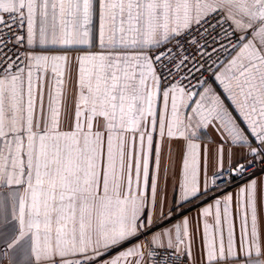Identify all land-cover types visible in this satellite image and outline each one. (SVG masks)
<instances>
[{
    "label": "snow or ice",
    "instance_id": "6c2138e0",
    "mask_svg": "<svg viewBox=\"0 0 264 264\" xmlns=\"http://www.w3.org/2000/svg\"><path fill=\"white\" fill-rule=\"evenodd\" d=\"M262 213L264 0H0V264H264Z\"/></svg>",
    "mask_w": 264,
    "mask_h": 264
},
{
    "label": "crops",
    "instance_id": "0c3cea01",
    "mask_svg": "<svg viewBox=\"0 0 264 264\" xmlns=\"http://www.w3.org/2000/svg\"><path fill=\"white\" fill-rule=\"evenodd\" d=\"M69 55L70 57H72L77 55V53H69ZM71 62L73 64V76H74L75 61L72 60ZM65 87L70 89L71 86L66 84ZM199 135H200V139L196 140L195 142L200 144V154L202 159L205 148H214L215 145L213 141L216 140L218 137L216 131L211 127L207 129H201ZM156 143L161 144V154H160L161 175L163 176L165 169L167 168V174L169 177L167 182L168 199L171 202L173 197H175L176 201L179 202L180 200L179 181L183 169L185 141L183 139H174L169 141L167 138H165L163 141H160L159 137L157 136L154 138V145ZM174 186H175V191H174ZM232 190L235 191V188H233ZM206 203H211V196L208 197L206 200H198V201H194V203L192 204H185V207L183 209L178 210L179 212H182L184 216H187L189 220L192 222L193 230L197 235V238H199V234H200L199 232L196 231L198 224V220H197L198 213ZM180 218L182 217L177 216V219ZM262 219H264V213H262ZM202 223H203L202 220L199 221V226L201 230H202ZM209 223H211V220H209Z\"/></svg>",
    "mask_w": 264,
    "mask_h": 264
},
{
    "label": "built area",
    "instance_id": "2783aa9c",
    "mask_svg": "<svg viewBox=\"0 0 264 264\" xmlns=\"http://www.w3.org/2000/svg\"><path fill=\"white\" fill-rule=\"evenodd\" d=\"M223 187V185H221Z\"/></svg>",
    "mask_w": 264,
    "mask_h": 264
}]
</instances>
